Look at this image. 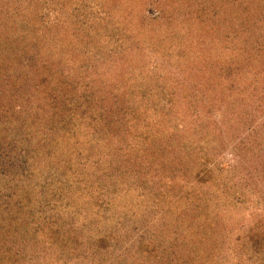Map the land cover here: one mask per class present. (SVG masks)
<instances>
[{
  "label": "rangeland",
  "instance_id": "obj_1",
  "mask_svg": "<svg viewBox=\"0 0 264 264\" xmlns=\"http://www.w3.org/2000/svg\"><path fill=\"white\" fill-rule=\"evenodd\" d=\"M77 1H85L86 6L75 9L70 5L73 0H0V239L4 243L0 253L5 256L0 264H25L32 258L33 263L41 258V264H66L67 260L69 264H116L112 261L123 244L144 237L153 240L155 233L162 249L156 252L157 258L164 259L161 264L178 255L176 264H247L236 258L244 253L236 239L251 227L264 232V186H244L243 180L255 175L258 162L264 165V70L258 75L253 68L254 73L241 75L234 84L233 77L217 71L203 74L214 62L207 54L197 63L181 64L173 47L163 46L166 53L156 50L158 33L174 18L177 26L168 27L167 32L171 30L174 46L188 49L183 38L174 34L185 14L190 19L192 11L203 8L205 14L192 20L207 22L208 18L221 32L230 27L231 16L215 11L216 0H155L161 3L158 8L166 10L164 3L175 10L168 9L160 18L161 11L154 9L152 0ZM209 2L210 9L204 7ZM229 4L224 10L237 8ZM107 6L113 8L111 13ZM126 10L132 21L120 26L119 15ZM101 14L109 18L105 23ZM143 30L151 33V41ZM201 41L192 44L191 49L198 47L196 54L214 48V43ZM185 67H190V80ZM210 76L226 80L227 97L212 87ZM204 125L209 132L196 136L197 128ZM92 136L100 137L93 148L89 147ZM70 144L73 149L84 146V151L78 156L68 150ZM201 149L211 152L209 164H219L226 177L211 193L216 202L209 213L200 205L197 214L186 213L187 219L198 224L180 228L179 219L185 217L180 212L192 210L179 202L181 209L174 204L171 209L169 203L193 193L194 174L184 175V164L189 159L199 161ZM132 154L140 159L135 161L140 168L131 172L137 180L129 174ZM257 154L260 157L253 164ZM150 163L157 169L152 170ZM97 169L100 172L93 174ZM44 171L52 177L54 190L50 185L49 192L41 190L37 196L31 191L26 198L25 190L16 189L28 184L38 188L37 179ZM145 173L142 183L138 177ZM109 175L120 188L131 186V191L142 193L147 199L140 205L148 214L162 201L154 214L158 224L150 234L146 235L139 218H124L122 224L116 221L118 213L111 210L108 184L103 182ZM62 176L69 187L67 199L58 188L62 186L55 183L60 184ZM86 178L97 189H90ZM225 185L237 189L235 197ZM57 204H72L71 215L61 213L55 218L39 210ZM91 217L98 218L95 229L88 226ZM203 217L208 222L199 223ZM75 219L81 228L75 226ZM26 227L34 231L33 242L20 236ZM6 231L15 233L14 237ZM101 238L105 242L98 247ZM47 242L61 243L50 253ZM139 244L126 248L134 264H142L148 253L140 252ZM169 251L174 254L167 258ZM149 258L156 257L150 254Z\"/></svg>",
  "mask_w": 264,
  "mask_h": 264
},
{
  "label": "trees",
  "instance_id": "obj_2",
  "mask_svg": "<svg viewBox=\"0 0 264 264\" xmlns=\"http://www.w3.org/2000/svg\"><path fill=\"white\" fill-rule=\"evenodd\" d=\"M102 1L109 2V0L108 1L102 0ZM148 1H150V0H148ZM152 1H153L152 4L155 6L154 9L161 11L159 13V18L161 17V13H164L168 9H171V7L166 8V4H164V3H162V6H164V8L166 10L158 8V5L161 3L158 1H155V0H152ZM140 2H141V0H139V3ZM229 2H230L229 5H231L232 3H235L237 5V8H231L230 10H227V9L224 10V8L227 6V4ZM147 3H150V2H147ZM215 3L216 4H214V8H215L216 12L223 11L222 14L223 15L226 14V18H227L228 14L231 16L232 23H231L230 27L227 28V30L223 29L222 32L220 30H216L215 25L213 26L210 23V21L208 20V18L206 19L207 22L204 21V18H200V19H198V21H196V20L193 21L192 18L196 17L197 14L200 16L205 14L204 12H202L203 8H201V9L197 10L196 13L194 11H192V13H191L192 18H190V19H189V15L185 14L186 18L183 17L180 19V22H181L180 28L182 27V25L183 26L186 25V26H184V29L179 28L178 32H176V33L174 32L175 35H179V37L183 38L182 42H185L187 44L188 49H184V46H179L180 47L179 48L177 45H175V46L173 45V43L175 41L173 42L174 39H171L170 33H171V30L177 26L176 25V18H174L173 21H170V25L168 26V27L171 26V30L169 31L170 33L167 32L168 27L163 29V31H160L158 33V34H160V36H159V40L157 39L158 43L156 45V50L161 51V52L163 50L164 53H166V51L164 49L173 47L171 49L178 50L175 52L178 55L176 62H180L181 64L185 63L186 60H188V62L197 63L199 61L200 57H205L208 55L214 59V62L212 63L213 65L212 64L207 65V69H209V70L208 71L205 70L206 72H203V74H209L211 70L213 73H216V71H217V72L222 73V75H224V76L233 77L232 82H234V84L237 82L238 78H241V75L249 76V74L254 73L255 72L254 69L257 70V74L259 75L260 73H262V70H264V0H220V2H218L216 0ZM80 4L82 5V7H76V5H80ZM85 4H86L85 1L80 2L77 0H73V2L70 3L71 6H74L75 9L79 8V10L82 9L84 6H86ZM210 4H211V2L206 4L204 7L209 8L208 6ZM218 4H220V6L222 5V8H220L218 6ZM107 7H108L107 13H111L113 8L110 6H107ZM179 10L181 11L183 9L181 8ZM171 11L175 13V10L171 9ZM186 12H188V9L185 10V13ZM216 12H213V13L215 14ZM176 13H177V10H176ZM127 14H128V10L124 11L122 14L120 13V15H119L120 20H118V21H121L120 26L123 24V22L132 21L130 18H128ZM101 16H102L101 20L104 23L109 19L107 16H104L102 14H101ZM130 16L132 17V12H130ZM173 16H171V17H173ZM71 17H74V16H71ZM121 18H122V20H121ZM57 19H60V18H57ZM199 21H201L202 24L197 23ZM155 23H161V20H159ZM193 23H194V25H193ZM73 24H76V23H73ZM76 27H77V25L74 28H76ZM210 30L213 31L212 32L213 34L210 33ZM73 32H74V29H73L72 33ZM164 32H166L167 34H166L165 38H162V35L164 34ZM142 33L144 36L147 35V38H149L151 41V39H152V36H150L151 33L147 32L145 30H143ZM229 36H231V37H229ZM132 38H134V37L132 36ZM199 38L202 40L201 42H203V43H210V44L214 43V48L209 49V50H206L204 48L203 49L204 51L200 50V52H198V54H196V52H194V48L196 46L193 47V49H191V48H192V44H195L194 41H196L197 39L199 41ZM244 38H245V40H244ZM206 40H209V41L206 42ZM177 43L182 44L179 39L177 40ZM230 45H233V46H230ZM163 46H166L167 48H162ZM196 48H198V47H196ZM203 59H206V58H203ZM256 65H258L257 68H255ZM185 70L187 73L186 79L187 80L192 79L191 78L192 76L190 75V74H192L190 67H185ZM226 70H228V73L226 72ZM251 71H252V73H251ZM203 74L201 72V75H203ZM195 78H194V80H195ZM209 78L210 79H208V80L211 81L212 87H215L216 91L220 92L223 96L227 97L225 91L228 90L229 87L224 85L226 83V80L224 79L221 82V78H218L219 80L216 77L211 79V76H210ZM225 86L227 89L224 90ZM100 93H102V92H100ZM222 101H223V103H222ZM189 102L190 101H188L187 104ZM223 104L224 105L226 104V101H224V99L221 100V105L223 106ZM236 106L238 107L239 104H237ZM197 129L198 130H197V133L195 135L199 136V137L206 135L209 132V131H207L208 127L206 125L198 127ZM94 133H95V131H94ZM92 137L93 138H91L89 141V145H91L89 147H91V148L95 147V145H96L95 142L98 139H100V137H98V136H92ZM207 137H209V135ZM179 139H181V138H178V142H179ZM182 140H185V139L183 138ZM44 143L45 142H41V144H44ZM186 143L190 144L191 142L186 141ZM71 144L69 145L68 150L74 151L75 154H77L78 156H79V154L81 155V153L84 151V146H80V148H79V145L78 146L75 145V147L78 149L77 150V149H73V147H71ZM66 145H67V143H66ZM68 150H66V151H68ZM76 150H77V153H76ZM78 151H79V153H78ZM53 152L55 153V149ZM109 155L112 156L111 154H109ZM64 157H65V154H64ZM258 157H260V155L257 154L256 157L254 158V162H252L253 164H255V161L258 160ZM60 158L63 159V156H60ZM132 158H133V154H132ZM128 160H129L128 165H129V168L131 170L129 174H132L131 179L137 180V177H135L133 175L134 173H131V172H133V171L135 172L134 169L140 168V167L138 168V166H136V164H135V161H138L140 159H134L133 158V160H132L128 157ZM151 160L154 161V159H151ZM210 160H211V152L210 151H204L203 149H201L199 161L197 159H196V161L189 159L184 164L186 167V168L184 167L185 168L184 169V175L190 176V175L194 174V178H193L194 181H193L192 188H191L193 190V193H191L190 195H188L186 197L185 196L180 197V198L176 197L175 198L176 200L169 203L170 205L167 204V205H169V207L171 209H173L175 207H173L172 204H174V206L177 207L179 205L178 202L184 203V204L188 205L189 208L192 210V212H190V211L183 212L181 210L182 212H180V213L184 214L185 217L183 219H179V221L182 223L180 228H183L184 225L188 226V224H193L194 222H195V224H198V221H194L192 219H187L186 213L197 214L200 211V209H199L200 205H202L203 207L204 206L206 207L207 213H209V210L211 207H214V203L216 201H214L215 199H212L211 193L213 192L214 189L220 187L222 177L224 176V178H225L226 173L224 174V172L221 171L222 169L220 168L219 164H216V163L214 165L209 164ZM132 164H133V166H132ZM158 165H160V164H158ZM170 165L171 164H169V166H167L165 168L163 167V168L169 169ZM149 166L151 167L152 170L157 169V168H154L156 166H153V163H150ZM113 167H114V164H113ZM47 170L50 173V170L49 169H47ZM98 172H100L99 169L94 171L93 174H98ZM157 173L155 175H157ZM40 174H43V175H41V177H39L37 179V182H38L37 187L38 188H36L35 185H33L30 188L31 185L28 184L27 187H17L16 189L25 190L27 192L26 198H28V196L31 195V191L36 193L37 196H40V194H42L41 190H44L45 193L49 192L48 188L50 185L54 190L55 184H54V182L51 184L52 177L48 175V172L44 171V172H41ZM253 174H255V175H253L254 178L248 177L246 179H243L247 183V184L245 183L244 186H247V185L252 186L253 185V186L263 187L264 186V165H262L258 162V165H257L256 169H254ZM42 177H43V180H41ZM132 177H134V178H132ZM244 177L245 176H243V178ZM62 178H63V176L60 178L61 180H63V181H60V184H59V182H55V183H57V185L62 186V188L59 186H58V188L63 190V192L65 193L64 198L67 199L66 190L69 187L66 184L65 180ZM103 178H105V176ZM145 178H146V173L144 175L138 177L139 181L142 183H144ZM86 179H85V184L86 185L89 184L90 189H92V190L97 189V186L91 187V185L92 186L94 185V182H92V180H90L88 178H86ZM106 179L107 180H105L103 182L108 184V186L106 188V195L109 197V199L112 202V204H111L112 209L111 210L115 211L116 214L118 213V219H116V221H118L122 224L124 218L126 219V221L133 219V218H139L141 220L140 225H142L141 227L143 229L145 228L144 230H145L146 235L150 234L151 230L152 229L154 230V227H156L155 225L158 224L157 220H159V219H157V217H156L157 215L154 217V214H156L158 212V209H159L158 206L160 204H162V203H160L162 201L156 202V204L158 206H156V208L152 209V212L150 214H148L149 210L142 209V205H140V203L143 200L147 199L146 197L145 198L142 197V193H138L136 191H131V189H134V187H131V186L120 188L117 185V183L115 182V178L113 179L112 177H110V175H109V177H106ZM240 183L242 184V182H240ZM234 184L237 185V183H234ZM225 188H226V190L232 189L233 195H231V194L230 195L232 197L236 196L237 189L235 187H230V186L225 185ZM230 195L227 193V196L230 197ZM242 195H244V194H242ZM261 197H263V196L261 195ZM228 201H230V200L227 199L226 202H228ZM40 204H42V203H40ZM57 205L49 206V207L46 206L45 209H44V207H39V210L41 212H43L45 214V216H54L55 215V218L60 217L61 213L62 214L64 213V216H70L71 215L72 204H69L67 206H66V204L65 205H58V206ZM59 206H61V207H59ZM150 206H152V205L150 204ZM50 207H53V208H50ZM178 207H179V209L182 208L181 205H179ZM34 208L37 209L38 207L34 206ZM77 211H79V209ZM94 219H98V218H95V217L89 218L90 222H89L88 226H91L92 229H95V225L97 223V221ZM99 220H101V219H99ZM203 220H205V222H208V220L205 219V217H203L201 220H199V223H201ZM85 221H86V219H83V221H82L83 224ZM78 222H79V220L75 219V226L79 227L80 225H77ZM146 224H148V225H146ZM81 227H79V228H81ZM85 228L86 227L83 228V231ZM113 230H114V228H113ZM117 230L120 231L119 229H117ZM8 233H10L12 237H14L15 233H11L10 231L5 232V234H8ZM34 235H35L34 231H32L31 229L26 227V231H24L23 234H21L20 236L22 238L26 237L27 240L31 242L32 240H34L33 239ZM59 235H61L62 239L64 238L62 232H59ZM155 237L157 238L156 233L153 234V240L150 239L149 241H146L145 237L139 238V240H133L132 242H131V240H129L128 243L123 244L124 248L122 247V250L114 257L112 263L134 264V263H132V262H134L132 255L131 254L128 255V252H130V251H127L126 248L129 250L135 249L136 248L135 245L137 243H140L138 246L141 249L140 252H143V254H146L148 252L147 255H144V258H143L141 263L142 264H149V263L161 264L164 259H162V258L158 259L157 258L158 255L156 252L158 250H160L159 252L162 253V249L160 247H158L159 243L156 242ZM101 239L102 240H99L97 242L98 247H99V245H101L105 242L104 238H101ZM1 241L2 240L0 239V246L4 245V243H2ZM22 241L25 242L24 239H21V242ZM64 241L67 242L66 240H64ZM236 241L241 242L237 246V248L244 250L243 251L244 255L242 254V255L236 256V258L239 259L240 262L246 261L244 263H247V264H249V261H251L252 263H255V264L256 263L257 264H263L264 263V232L260 229V227H258V228L251 227L249 229V231L247 233H245V235L242 234V236L238 237L236 239ZM61 242H59V243L56 242V244H55V242H50V243L47 242L49 252L51 253L52 251H56L59 248V247H57V245L60 244ZM18 245H19V243L15 246L16 250L18 249ZM104 246H106V245H104ZM176 248L177 247L175 246V251H176ZM1 250H2V248H1ZM1 253H2V251H1ZM1 253H0V263H3L5 256ZM18 253H19L18 251H15L14 254H16L18 257L19 256ZM40 253L41 252H39V254ZM166 253H168V257L166 255L167 258H169V256L174 254L173 251H169ZM150 254L152 257L154 256L156 258H149ZM178 256H177L178 258L177 257L175 259L173 258L174 259L173 261H169V260L166 261V264H176L177 260H180V258H181L180 255H178ZM111 257H113V256H110V258ZM40 259H38L37 263H33V261H32L33 258L31 261L28 259L25 264H41ZM97 259H98V257H97ZM24 262L25 261L20 262V264H24ZM69 263H71V260L66 261V264H69Z\"/></svg>",
  "mask_w": 264,
  "mask_h": 264
}]
</instances>
